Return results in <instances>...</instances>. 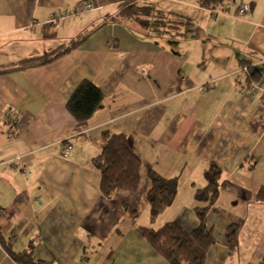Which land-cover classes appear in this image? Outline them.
Wrapping results in <instances>:
<instances>
[{"label":"crops","instance_id":"0c3cea01","mask_svg":"<svg viewBox=\"0 0 264 264\" xmlns=\"http://www.w3.org/2000/svg\"><path fill=\"white\" fill-rule=\"evenodd\" d=\"M82 1L94 9L73 13ZM134 1L150 2L0 0V229L11 249L32 245L37 259L52 264H170L136 227L177 220L194 228L193 195L213 161L229 184L219 190L227 203H214L206 216L215 242L204 264H260L264 0H232L225 9L159 0L167 14L190 17L195 36L167 25L150 34L132 19L115 17L117 5ZM242 6L246 11L237 15ZM53 13L58 18L51 22ZM200 31L220 36L227 51L204 67L189 55ZM80 38L52 62L18 66ZM245 61L262 72L250 85L244 73L237 77ZM83 79L100 89L102 102L77 121L66 102ZM103 131L126 135L143 162L138 190L112 200L101 195L91 163L104 144ZM148 167L164 177L180 172L176 200L153 223ZM232 223L240 228L230 251L224 233ZM0 264H18L1 245Z\"/></svg>","mask_w":264,"mask_h":264},{"label":"trees","instance_id":"16d2710c","mask_svg":"<svg viewBox=\"0 0 264 264\" xmlns=\"http://www.w3.org/2000/svg\"><path fill=\"white\" fill-rule=\"evenodd\" d=\"M227 1L196 0L198 5L207 9H213L217 6L225 9V7L227 8ZM150 4L149 1L121 3L117 5L118 11L115 17L132 19L148 33H157L170 26L183 30L181 34L184 36L189 33L193 36L198 34V28L190 17L174 15V20H166L163 10H159L158 14L154 12L155 9ZM156 23L158 25H155ZM81 40L82 38L71 40L67 44L68 46L61 51V47H58L42 56L23 59L18 66L52 62L75 47ZM240 66L246 67L247 71L244 73V78L249 85L261 78L262 72L258 67L250 65L246 61L241 62ZM237 74H240V68ZM101 102L102 93L100 89L91 80L83 79L70 93L66 102V109L75 120L84 121L100 107ZM102 138L104 141L102 149L91 159L92 166L100 174L99 189L101 195L112 200L121 191L136 192L141 182L140 170L143 162L133 151L129 138L123 133H110L109 131H103ZM221 173L220 167L215 162L205 164L203 169L205 185L197 188L193 195L196 204L192 209L198 219V224L194 228L186 229L177 220L168 221L158 228L152 225L136 227V231L146 239L153 251L164 257L170 264H204L208 250L215 242L212 229L206 223V216L209 210L214 208L219 190L226 188L229 184L228 181H221ZM146 175L150 181V188L147 192L148 215L150 222L153 223L176 199L180 172L170 177H164L148 167ZM258 196L259 198L264 197V188L259 190ZM239 228L238 224L233 223L228 224L225 228V243L230 251L238 245ZM0 245L18 264H52L37 259L33 254L32 245H28L22 251L11 249V244L1 229ZM260 264H264V255Z\"/></svg>","mask_w":264,"mask_h":264},{"label":"rangeland","instance_id":"374dc122","mask_svg":"<svg viewBox=\"0 0 264 264\" xmlns=\"http://www.w3.org/2000/svg\"><path fill=\"white\" fill-rule=\"evenodd\" d=\"M191 1L196 2V0H191ZM231 2L232 0L227 1V3H231ZM150 3H151L150 5L155 9L154 12L159 14V10H163L166 20L175 19L174 15L167 14L166 10H168V7L166 6L165 2L159 1V0H150ZM173 12H175V10H173ZM155 25H158V23H156ZM165 25H167V23H165ZM203 26L204 28H208L207 24L206 25L204 24ZM160 29H162V27H160ZM224 46L226 45H224V41L221 39L220 36L215 35V36L209 37L208 35L203 33V31H200L199 40L196 41L193 49L189 51V55H191L190 62L196 61L201 65V67H204L205 64L209 65V60L214 61L216 58L223 57L224 55L227 54V51L223 48ZM199 64L198 66L200 67ZM194 66H195V62L191 65L190 70H189L190 72L194 71ZM246 71L247 70H245V66L240 67V72L245 73ZM237 77L239 78V75ZM226 203H227L226 199L221 198V196L219 195L215 201V206L220 207V204L224 205Z\"/></svg>","mask_w":264,"mask_h":264},{"label":"built area","instance_id":"2783aa9c","mask_svg":"<svg viewBox=\"0 0 264 264\" xmlns=\"http://www.w3.org/2000/svg\"><path fill=\"white\" fill-rule=\"evenodd\" d=\"M92 9H94V6H93L91 3L87 2V1H82V2H79V3L75 6L73 12L79 14V13L86 12V11H88V10H92ZM246 9H247L246 6H242V7H240V9L238 10L237 15H242V14H244V12L246 11ZM57 18H58V16H57L55 13H53V14L51 15L50 21H51V22H54V21H56ZM245 70H246V67H245ZM66 150H67V149H66Z\"/></svg>","mask_w":264,"mask_h":264}]
</instances>
